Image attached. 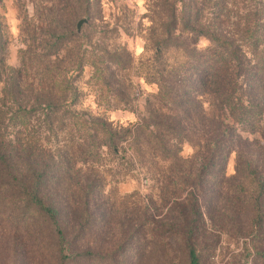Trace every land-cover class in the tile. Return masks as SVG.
<instances>
[{
  "label": "trees",
  "instance_id": "trees-1",
  "mask_svg": "<svg viewBox=\"0 0 264 264\" xmlns=\"http://www.w3.org/2000/svg\"><path fill=\"white\" fill-rule=\"evenodd\" d=\"M86 1L41 0L36 24L25 10L29 33L45 27L59 38L44 54L24 50L18 68L7 65L0 22V233L12 241L13 264H26L28 253L35 264H123L149 243L162 264H202L201 239L224 231L253 240V264H264V0L238 12L242 22L233 33L223 27L228 0L153 1L155 67L148 58L146 73L167 82L159 83L155 100L169 111L148 109L141 123L128 125L108 113L130 101L112 65L128 67L132 56L125 46L120 52L106 43L107 30L87 52L97 86L110 90L101 97L108 109H76L81 95L75 84L88 58L65 42L76 35L71 28ZM122 26L115 21L109 32L119 34ZM200 37L212 46L198 48ZM35 56L55 62L31 77ZM35 113L51 131L53 115L62 114L63 143L54 150L44 151L41 133L31 130ZM260 129V138L244 136ZM185 142L195 147L188 157ZM126 143L136 162L164 181L158 195L141 198L133 210L125 201L117 206L116 190L106 192L101 175V160L123 157ZM233 153L235 172L227 175ZM171 200L157 219L165 207L158 201ZM241 214L245 224L237 221Z\"/></svg>",
  "mask_w": 264,
  "mask_h": 264
},
{
  "label": "rangeland",
  "instance_id": "rangeland-1",
  "mask_svg": "<svg viewBox=\"0 0 264 264\" xmlns=\"http://www.w3.org/2000/svg\"><path fill=\"white\" fill-rule=\"evenodd\" d=\"M24 1L25 5L21 6L14 0H0V22L5 25L7 38L6 62L10 68H18L21 65L24 50H32L38 55L44 54L51 50V47L55 45L56 40L59 38L58 33L56 34L53 30L45 27L34 28L35 31L33 33H29L26 30L23 22L24 11L27 10L29 16L35 14L33 24H36L38 23V14L42 12V9L39 7L41 0ZM153 1L155 0H87L85 3H81L79 10H77L79 16L75 26L71 28V31L76 35L68 34L69 38L66 41L69 42H65L66 47L62 42L63 47L66 49L75 47L81 54H86V58H88L89 54L87 51L92 52L91 45L100 44L99 41L104 36L103 32L107 30L105 41L108 45L120 47V52H122V47L124 48V46L128 49L132 56L131 61L128 60L129 63L127 62L126 66L128 67L123 68V65L120 67L112 65V69H115L117 73L116 77L120 80L118 86L130 98L128 104L118 103L116 104L118 105L116 109H111L112 111L110 110L108 113V117L118 124L141 123V119L147 117L148 109H152L156 113L169 111L166 107L157 104L155 100L159 91V83L166 84L167 82L162 80L163 77L161 75L156 76L146 73L148 68L145 65H147L146 60L148 58L152 63V67H155V61H152V57L155 54L149 42L152 34L150 30L151 20L154 15L151 8ZM228 1L230 9L229 19H226L223 27L233 33L238 28V21L242 22L238 12L242 13L248 6H254L256 2L262 0ZM43 12L47 13L46 10H43ZM80 19H86V22L82 24L80 33H78L77 23ZM115 21L123 25L119 34L109 32ZM197 46L198 48H206L212 45L206 37H200L197 41ZM41 48L44 49L43 52H41ZM123 58L126 59L124 56ZM54 62L51 56H35L32 60H29L32 67L28 70V75L31 77L38 76L36 74L37 69H42L49 65L53 66ZM85 63L84 72L78 77L75 84L79 90V95H81L80 104L76 109L94 112L108 109V106L103 101L101 102V97L109 95L110 90L109 88L97 86L90 58ZM59 64L61 68H58L63 72L69 66L66 62ZM61 117L62 114L53 115V130L51 131L48 124L42 123V120L38 121V119H44L42 114L35 113L33 116L30 128L36 133L38 131L41 133V143L44 151L54 150L56 145L63 143L64 132L60 131L59 128ZM199 130V127H197L196 132L198 133ZM260 131L262 129L254 135L248 133L244 134V136L260 138ZM124 146L125 150H122L123 157L120 155L118 159H113L110 156H105L101 160V175L106 184V192L111 189L116 190L112 193V199H115L117 206L125 201L124 205L128 210H133L132 207L140 203L141 198L146 201L152 194L158 195L157 188H160L164 181L156 173L147 172L149 165L145 163L143 167L141 163L136 162L137 154L132 148L128 147L127 143ZM194 150L195 147L189 142H185L182 146V154L185 157L190 156ZM234 172L235 154L233 153L228 161L227 175H233ZM158 202L165 205L161 215L156 216L160 220L167 213L172 200L168 204L166 201L164 203ZM118 210L120 209L116 208V211ZM245 217L246 215L241 214L237 221L245 224L247 220ZM208 227L210 228L211 226L209 225ZM210 230L212 231V228ZM228 232L224 231L220 237L207 235L201 239L200 249L202 250L200 253L202 264H253V240L238 237ZM11 245L12 241L0 233V264H13ZM99 252L97 254H100ZM131 254L133 255V253ZM160 255L159 249L149 243L147 246H142L140 253L134 259H131L130 256L124 258L123 264H162ZM25 260L26 264H35L31 253L26 255ZM100 260L97 259L96 263H100ZM106 263L113 264L111 261Z\"/></svg>",
  "mask_w": 264,
  "mask_h": 264
},
{
  "label": "water",
  "instance_id": "water-1",
  "mask_svg": "<svg viewBox=\"0 0 264 264\" xmlns=\"http://www.w3.org/2000/svg\"><path fill=\"white\" fill-rule=\"evenodd\" d=\"M86 22V19H80L77 23V29H78V33H80V30H81V26L83 23Z\"/></svg>",
  "mask_w": 264,
  "mask_h": 264
}]
</instances>
